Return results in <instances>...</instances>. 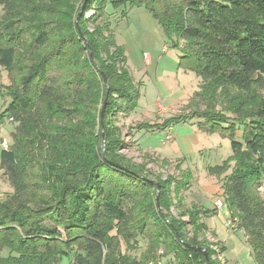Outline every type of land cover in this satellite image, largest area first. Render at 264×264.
<instances>
[{
  "label": "trees",
  "instance_id": "16d2710c",
  "mask_svg": "<svg viewBox=\"0 0 264 264\" xmlns=\"http://www.w3.org/2000/svg\"><path fill=\"white\" fill-rule=\"evenodd\" d=\"M30 3L0 0V65L11 78L0 86L10 98L0 124L14 126L12 144L0 153L13 187L0 200V264H58L65 256L72 264H146L161 245L172 254L167 264H216L202 235L214 210L191 205L180 214L189 220L171 212L194 177L153 179L120 152L127 142L110 116L133 112L141 92L105 16L108 5L121 8L122 19L134 8L150 11L179 67L201 79L192 110L176 119H197L200 130L230 139L232 155L209 171L223 181L219 199L256 264H264V97L250 111L244 99L231 98L232 91L264 90V0H87L81 30L70 15L56 27L46 17L30 19L40 13L34 6L29 14ZM174 121L135 126L164 131ZM139 236L148 239L144 258L122 249Z\"/></svg>",
  "mask_w": 264,
  "mask_h": 264
},
{
  "label": "rangeland",
  "instance_id": "374dc122",
  "mask_svg": "<svg viewBox=\"0 0 264 264\" xmlns=\"http://www.w3.org/2000/svg\"><path fill=\"white\" fill-rule=\"evenodd\" d=\"M30 1L29 14L38 10L40 12L37 16L30 14V19L41 20L46 17L53 20V23H55L53 27H56L59 19L69 18L70 15L69 19L73 17L72 20L76 23L77 28L81 30L79 17L87 0ZM34 6L39 9L35 10ZM96 11V5H94L86 12V18L91 19L95 17ZM121 12V8L115 9L111 5H108L105 14L111 27L115 28L114 32L117 44L122 45L121 42H124V44L128 42L130 44L129 46H132V42L139 45L144 44L143 37L141 38L137 35L130 42L129 36L126 38L116 30L119 24L122 25ZM2 13L3 10L0 8V17ZM87 28L92 32L95 26L88 22ZM161 33L162 40L157 39L155 47L153 45L147 47L150 52H154L157 48L159 54H161L162 48L164 45H167L164 33ZM122 46L125 48L127 67L131 70L141 94L133 112L126 114L120 111L113 112L114 114L110 116L111 125L116 127V131L127 142L126 147L121 149L120 152L132 158L135 163L145 165L149 171V175L153 179L157 177L160 180H164L171 174L179 178L184 173V177H194V180H191L188 188L182 191V198L184 200L181 208L177 205V202L176 205H172L171 207L172 215L177 219L189 220L190 214L188 212L185 215L180 214L183 212L186 213V209L191 205H196L192 204L195 203L194 201L203 202L206 195L205 186L207 187V183L211 181L215 184H221L222 187L223 181L217 175H212L209 168L221 165L226 158L232 155L230 139L217 132L205 133L193 131V126H198L197 119H192L186 123L177 121L176 117L183 113H190L192 110L189 102L194 93L199 90L201 79L194 72H186L179 67L178 55L175 52L172 51L165 54L168 56H164V59L159 63L158 69L156 70L154 68L151 70L149 68L147 69V66L139 63L127 46ZM10 83L11 78H9L8 71L0 65V86L9 85ZM232 92V99H244L248 111L259 105L264 97V90L256 88L252 89L249 93ZM9 101L10 98L5 93L4 96L0 95V114ZM171 119L175 120L174 125L164 130L166 131L165 137L160 134L161 129L154 132H147L145 130H138L135 126L137 123L142 122L163 124ZM175 127L179 135V137H176V140L174 135ZM13 129V124L7 119L5 123L0 124V153L3 148V139L7 140L10 145L12 144L11 132ZM167 136H171V139L168 141L166 140ZM173 143H180V150L179 148H173ZM7 179L0 170V200L13 192V187L8 183ZM31 181H35V178L31 179ZM158 185L161 187L159 182ZM258 192L264 196V192H261L259 187ZM160 193L161 189H157L155 199L158 205H160ZM178 199V197H175L176 201ZM192 229L193 227L191 225L187 226V231L190 235L193 232ZM202 235L206 239V246L214 250L213 260L216 264H228L226 258H233L232 253H226L225 258L222 255V245L208 231L205 233L202 232ZM132 245L130 248L124 242L122 244L123 251L136 258H144L149 247L148 239L139 236L138 242ZM203 247L205 248V245ZM167 250L168 248H165V246H159L151 253V258L147 260L146 264H167L172 259V254H166ZM7 252L8 250H4L3 255H6ZM58 264H72V257L65 256Z\"/></svg>",
  "mask_w": 264,
  "mask_h": 264
},
{
  "label": "crops",
  "instance_id": "0c3cea01",
  "mask_svg": "<svg viewBox=\"0 0 264 264\" xmlns=\"http://www.w3.org/2000/svg\"><path fill=\"white\" fill-rule=\"evenodd\" d=\"M121 24L122 25L119 24L116 30L126 38L129 36L130 42H132L137 35L141 38L143 37L142 40H144V44L142 45L132 42V46H129L130 44H128V42H126L127 44L121 42L122 45L125 47L127 46L132 55L137 58L139 63L147 66V69L149 68L153 70L155 68L157 70L159 63L164 59V56H168L165 54H168L170 50L167 45H164L161 54H159L157 48L154 52H150L147 48L152 45L155 47L157 39L160 41L162 40V30L152 13L145 8H134L121 20ZM193 131L204 132L196 125L193 126ZM160 134L165 137L166 131H161ZM174 135L176 140V137H179L176 127L174 128ZM180 146V143H173V148L175 149L179 148L180 150ZM205 188L206 195L203 202L197 200L194 202L196 205L214 210V212L206 218L208 233L211 234L220 245H222V255L224 257L226 256V253H232L233 258L225 257L228 264H256L251 254L250 247L246 243L242 233L238 231V229H232L228 226V221L232 218L229 208L226 205L220 209L216 207L215 202L219 199L222 193L221 184H215L209 181Z\"/></svg>",
  "mask_w": 264,
  "mask_h": 264
},
{
  "label": "built area",
  "instance_id": "2783aa9c",
  "mask_svg": "<svg viewBox=\"0 0 264 264\" xmlns=\"http://www.w3.org/2000/svg\"><path fill=\"white\" fill-rule=\"evenodd\" d=\"M146 56L148 57V55L146 54ZM169 139H171V136H167L166 137V140L168 141ZM2 146L4 147V148H9V146H10V143L7 141V140H5V139H3L2 140ZM259 189H260V191L261 192H264V179H263V181H262V183H261V185L259 186ZM215 204H216V207L217 208H222L223 206H225V203L223 202V200H221V199H217L216 200V202H215ZM237 218H230V220L228 221V226L230 227V228H232V229H235L236 228V223H237Z\"/></svg>",
  "mask_w": 264,
  "mask_h": 264
},
{
  "label": "water",
  "instance_id": "95a60500",
  "mask_svg": "<svg viewBox=\"0 0 264 264\" xmlns=\"http://www.w3.org/2000/svg\"><path fill=\"white\" fill-rule=\"evenodd\" d=\"M108 91H109V88H108V90H107L106 98H107V96H108ZM105 106H106V103H105V105H104L103 112H104ZM103 112H102V116H101L102 125L104 124V121H103V115H104V113H103ZM103 127H104V125H103ZM103 139H104V135H103ZM104 140H105V139H104ZM158 189H159V190L161 189L160 185H158ZM200 249H202V250L205 252V255H207V251H206V249H205L204 247H200Z\"/></svg>",
  "mask_w": 264,
  "mask_h": 264
}]
</instances>
